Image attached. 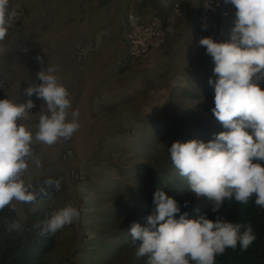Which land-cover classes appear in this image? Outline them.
<instances>
[{
  "label": "rangeland",
  "instance_id": "374dc122",
  "mask_svg": "<svg viewBox=\"0 0 264 264\" xmlns=\"http://www.w3.org/2000/svg\"><path fill=\"white\" fill-rule=\"evenodd\" d=\"M176 3L189 7L185 16L171 17ZM10 4L19 16L2 45L0 99L25 102L24 89L40 83L37 72L55 64L72 109L80 112V128L70 140L35 146L43 167L32 169L27 179L50 176L62 185L50 200L17 206L25 217L24 230L9 234L12 245H23L29 227L71 201L83 219L53 235L42 264H146V257L135 255L129 229L134 222L147 226L157 190L181 206L177 219L183 213L189 219L209 217L211 210L206 198L188 190L168 153L173 142H207L225 130L211 111L214 87L208 81L216 79L215 64L194 36L197 3L172 0L168 8L159 0ZM132 14L159 18L167 32L165 45L141 59L126 53ZM233 27L215 41L228 40ZM259 83L264 88V79ZM31 99L36 107L26 123L35 130L43 101L35 95ZM15 216L6 208L0 223Z\"/></svg>",
  "mask_w": 264,
  "mask_h": 264
},
{
  "label": "clouds",
  "instance_id": "9594fccd",
  "mask_svg": "<svg viewBox=\"0 0 264 264\" xmlns=\"http://www.w3.org/2000/svg\"><path fill=\"white\" fill-rule=\"evenodd\" d=\"M168 8L172 0H159ZM235 8L230 38L217 42L211 37L199 39L214 61V107L211 109L224 131L204 142L191 139L173 142L168 148L171 163L197 199L204 197L211 211L219 213L225 202L247 205L254 200L264 210V0H224ZM19 13L10 0H0V55L3 42ZM203 30V29H202ZM36 60L44 64L41 56ZM58 66L48 64L36 74L40 83L24 89L25 102L0 99V212L8 208L15 218L5 219V230H24L19 206H29L53 198L62 180L27 179L32 169L43 167L35 146L51 147L68 141L79 130L78 109H72L68 89L56 75ZM42 100V111L33 130L26 122L36 104ZM155 209L146 217L147 226L132 223L129 231L137 258L146 264H215L228 249L245 252L255 242L251 224L228 221L221 215L214 220L206 214L189 219L178 202L164 191L154 193ZM184 206H188L185 201ZM195 211L199 212L197 208ZM83 219L78 205L71 201L51 210L34 227L38 235H55L66 226Z\"/></svg>",
  "mask_w": 264,
  "mask_h": 264
},
{
  "label": "trees",
  "instance_id": "16d2710c",
  "mask_svg": "<svg viewBox=\"0 0 264 264\" xmlns=\"http://www.w3.org/2000/svg\"><path fill=\"white\" fill-rule=\"evenodd\" d=\"M43 215L46 214L43 212ZM217 215L228 221L251 224L256 240L245 252L239 248L235 251L228 249L216 258L215 264H264V210L256 206L254 200L247 205L226 201L219 213L210 210L208 218L214 220ZM29 228L31 236L23 235V245L13 246V237L4 230L5 223H0V264H42L43 254L50 249L53 235L41 237L38 229Z\"/></svg>",
  "mask_w": 264,
  "mask_h": 264
},
{
  "label": "built area",
  "instance_id": "2783aa9c",
  "mask_svg": "<svg viewBox=\"0 0 264 264\" xmlns=\"http://www.w3.org/2000/svg\"><path fill=\"white\" fill-rule=\"evenodd\" d=\"M194 1L197 3L194 36L198 44L202 37L219 39L228 32L229 28L234 26L235 8L232 5L225 4L224 0ZM188 8L176 3L172 7L171 17L185 16ZM127 37L126 53L141 59L165 45L167 32L159 18L144 20V18L132 14L129 17Z\"/></svg>",
  "mask_w": 264,
  "mask_h": 264
}]
</instances>
